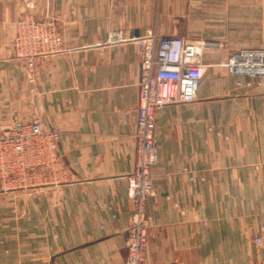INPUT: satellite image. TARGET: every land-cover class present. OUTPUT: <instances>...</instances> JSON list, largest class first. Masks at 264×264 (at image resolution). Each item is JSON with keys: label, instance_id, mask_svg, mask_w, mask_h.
Instances as JSON below:
<instances>
[{"label": "crops", "instance_id": "1", "mask_svg": "<svg viewBox=\"0 0 264 264\" xmlns=\"http://www.w3.org/2000/svg\"><path fill=\"white\" fill-rule=\"evenodd\" d=\"M24 10L0 0V127L39 118L59 133L57 172L0 183V264H124L141 74L129 38L150 33L211 46L197 100L156 112L147 264H263L264 79L222 63L264 46V0H37L64 49L31 78L11 46Z\"/></svg>", "mask_w": 264, "mask_h": 264}, {"label": "built area", "instance_id": "2", "mask_svg": "<svg viewBox=\"0 0 264 264\" xmlns=\"http://www.w3.org/2000/svg\"><path fill=\"white\" fill-rule=\"evenodd\" d=\"M36 3L37 0H23L26 11L16 20L14 34L18 55L29 59L31 70L37 68L38 56L64 49L61 47V32L55 22L48 19L49 15L38 18L34 14ZM115 39L127 40L121 30L116 31L112 37ZM129 40L140 48L141 74L133 135L136 161L126 176L127 192L135 207L125 241V264H147V231L152 218L146 211V204L154 192L151 169L160 160L156 112L169 104H188L197 100L209 68L202 58V49L210 44L206 41L188 43L182 36L159 37L152 33ZM222 65L232 74L245 75L248 85L252 81L260 84L264 78V48H242ZM7 128L0 130V147L3 149L0 166L7 173L24 172L32 179H36L37 172L43 177L53 175V170H57L59 133L49 129L38 118L32 123ZM253 242L261 250L264 264V229L262 235L253 238Z\"/></svg>", "mask_w": 264, "mask_h": 264}, {"label": "rangeland", "instance_id": "3", "mask_svg": "<svg viewBox=\"0 0 264 264\" xmlns=\"http://www.w3.org/2000/svg\"><path fill=\"white\" fill-rule=\"evenodd\" d=\"M37 4V3H36ZM24 5V4H23ZM36 7V6H35ZM24 9H25V6H24ZM35 10V9H34ZM25 11L26 10H24V12L20 15V16H22L24 13H25ZM34 14H35V12H34ZM36 15V14H35ZM19 16V17H20ZM46 16V15H45ZM18 17V18H19ZM36 17H38L37 15H36ZM38 18H41V17H38ZM48 19L49 20H51V21H54L55 22V24H56V27H57V29L59 30V32H61V30H60V28L58 27V25H57V22H56V19L55 18H53L51 15H49L48 16ZM16 22V21H15ZM61 36H62V33H61ZM62 42H63V36H62ZM12 45V49H13V55H14V58L15 59H17V60H22L23 62H24V70H25V74H26V76L29 78H31V77H34V76H37V74H38V72H39V70H40V64L42 63V61L44 60V59H46V57L47 56H50V55H53V54H56V52L55 53H50V54H46V55H43V56H38V60H37V68H35L34 70H31L29 67H28V62H29V59L27 58V57H25V56H19L18 55V50H16V44H15V40H14V37H13V39H12V43H11ZM61 47H63L62 46V44H61ZM261 48H264V46H262ZM29 52H31V51H29ZM29 52H27V53H29ZM57 53H60V52H57ZM226 68V70L228 71V73H230L229 72V69L227 68V67H225ZM264 79V78H263ZM263 79L261 80V83H262V81H263ZM260 83V84H261ZM34 119H36V118H34ZM34 119H32V120H29V121H27V122H24V123H21V124H27V123H32L33 121H34ZM39 119V118H38ZM45 125V124H44ZM19 125H10V126H8L9 128H16V127H18ZM46 126V125H45ZM5 128H7V127H0V130H2V129H5ZM8 129V128H7ZM159 150V149H158ZM2 151H3V149L0 147V158H1V155H2ZM159 162V161H158ZM7 167H9L10 166V164L9 163H4ZM157 164V163H156ZM156 164H154L153 166H155ZM57 172V170H53V173L55 174ZM41 173V172H40ZM151 174H152V171H151ZM35 180L34 179H32V178H30V176L28 175H26L24 172L23 173H7L5 170H4V168L3 167H1L0 166V183H3V184H1V186L2 187H4V185L5 186H16V185H18V186H22V187H33V185H35L36 184V181L34 182ZM45 181V179H41L40 180V182H44ZM33 182V183H32ZM48 182H51V181H48ZM152 183H153V189H154V192H153V194L151 195V197L148 199V201H147V204H146V211H148V202H149V200L150 199H153L154 198V196L156 195V189H155V186H154V181H153V176H152ZM127 195H128V192H127ZM128 197H129V195H128ZM130 198V197H129ZM131 199V198H130ZM132 200V199H131ZM134 207H135V205H134ZM151 218H152V215H151ZM152 222V221H151ZM152 226V225H151ZM150 226V227H151ZM150 227L148 228V231H147V236H148V232H149V229H150ZM147 244H148V239H147ZM147 253H148V250H147ZM126 259H127V257H126ZM125 262H126V260H125ZM125 262H124V264H125Z\"/></svg>", "mask_w": 264, "mask_h": 264}, {"label": "bare ground", "instance_id": "4", "mask_svg": "<svg viewBox=\"0 0 264 264\" xmlns=\"http://www.w3.org/2000/svg\"><path fill=\"white\" fill-rule=\"evenodd\" d=\"M131 223V222H130Z\"/></svg>", "mask_w": 264, "mask_h": 264}]
</instances>
